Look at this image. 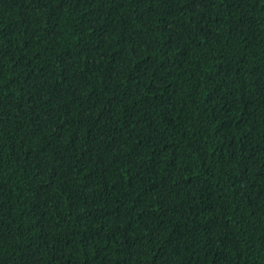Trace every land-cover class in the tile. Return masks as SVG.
Masks as SVG:
<instances>
[{"label":"trees","instance_id":"obj_1","mask_svg":"<svg viewBox=\"0 0 264 264\" xmlns=\"http://www.w3.org/2000/svg\"><path fill=\"white\" fill-rule=\"evenodd\" d=\"M0 264H264V0H0Z\"/></svg>","mask_w":264,"mask_h":264}]
</instances>
